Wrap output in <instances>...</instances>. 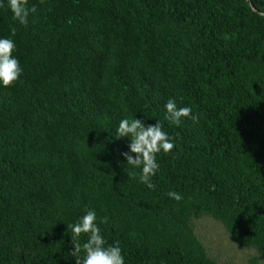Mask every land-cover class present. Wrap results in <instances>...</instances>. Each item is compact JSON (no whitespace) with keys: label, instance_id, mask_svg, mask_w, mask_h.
I'll return each mask as SVG.
<instances>
[{"label":"trees","instance_id":"16d2710c","mask_svg":"<svg viewBox=\"0 0 264 264\" xmlns=\"http://www.w3.org/2000/svg\"><path fill=\"white\" fill-rule=\"evenodd\" d=\"M33 5L22 25L0 0L22 68L0 84V264H75L67 225L87 210L125 264H227L198 235L203 217L264 260V0ZM173 98L199 123L170 124ZM135 117L175 144L155 190L122 155L116 130Z\"/></svg>","mask_w":264,"mask_h":264},{"label":"clouds","instance_id":"9594fccd","mask_svg":"<svg viewBox=\"0 0 264 264\" xmlns=\"http://www.w3.org/2000/svg\"><path fill=\"white\" fill-rule=\"evenodd\" d=\"M8 6L13 14V20H17L22 25H27L29 15L36 12L34 5L28 7V0H8ZM11 33L15 35L14 27ZM15 49L16 45L12 39L0 38V84L6 88L12 86L22 74L20 62L13 56ZM165 109V119L170 124L179 126L183 118L199 123V113L193 114L190 106L178 108L174 98L166 102ZM116 131L120 138L129 139V151L122 153L127 164L141 169L139 182L155 190L151 178L156 175L160 167L157 155L161 152L170 153L175 147L173 139L163 130L161 122L146 124L144 120L136 117L122 119ZM132 154H135V158ZM132 175L136 176V173ZM167 195L177 202L183 199V196L176 191H169ZM96 219L95 210H87L76 222L67 225V229H70L72 234L70 237L73 250L69 255L74 258L75 264H125L118 242L105 246L106 241ZM82 235H86L87 240L81 244L79 240ZM250 254L256 255V250H250ZM258 264H264V260L258 258Z\"/></svg>","mask_w":264,"mask_h":264},{"label":"rangeland","instance_id":"374dc122","mask_svg":"<svg viewBox=\"0 0 264 264\" xmlns=\"http://www.w3.org/2000/svg\"><path fill=\"white\" fill-rule=\"evenodd\" d=\"M197 232L209 254L227 264H248L252 248H239L220 223L203 217L197 221Z\"/></svg>","mask_w":264,"mask_h":264}]
</instances>
